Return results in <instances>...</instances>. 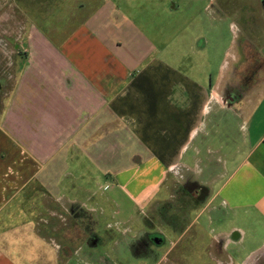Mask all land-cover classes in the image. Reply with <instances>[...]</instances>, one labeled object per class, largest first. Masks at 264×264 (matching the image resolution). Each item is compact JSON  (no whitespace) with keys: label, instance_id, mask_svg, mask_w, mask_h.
I'll return each mask as SVG.
<instances>
[{"label":"crops","instance_id":"crops-1","mask_svg":"<svg viewBox=\"0 0 264 264\" xmlns=\"http://www.w3.org/2000/svg\"><path fill=\"white\" fill-rule=\"evenodd\" d=\"M0 1L24 25L13 47L21 59L0 106V153L7 160L0 213L8 208L0 217V264L92 259L88 248L103 243L92 212H106L104 203H91L89 181L99 177L113 181L106 200L115 220L105 225L124 233L133 211H172L170 202L154 203L165 180L171 199L184 195L175 183H198L195 197L204 196L217 221L219 213L264 223V108L235 111L243 119L238 137L229 124L221 129V109L232 106L234 90H222L220 77L206 78L213 52L190 44L183 28L174 32L170 0H50L44 7L42 0ZM260 75L264 83V69ZM235 100L247 101L242 94ZM142 164L157 181L139 200L141 190L131 197L124 189ZM246 164L251 169L242 171ZM165 216L170 223L173 216ZM235 230L244 236L243 228Z\"/></svg>","mask_w":264,"mask_h":264},{"label":"rangeland","instance_id":"rangeland-1","mask_svg":"<svg viewBox=\"0 0 264 264\" xmlns=\"http://www.w3.org/2000/svg\"><path fill=\"white\" fill-rule=\"evenodd\" d=\"M48 1L50 0H42L44 2L42 6L47 5ZM168 2L169 5L174 6L172 9L175 15L174 32L183 28L184 34L189 35L187 41L190 40V44L193 43L192 45L196 47L202 43L207 50L213 52L212 64L208 68L206 78L211 77L213 83L220 77L222 90L224 88L234 90L232 98L229 99L232 106L221 109L223 123L221 129L224 130V124H229L235 129L237 137L240 136L237 128L243 119L240 116L236 117L235 111H243L241 108L246 111H261L264 108V83L261 82L260 75L264 69V60H262L264 59V8L257 6V0H205L204 3H196L194 0H170ZM14 11L13 8L8 7L6 1H0V17L2 15L4 18L7 14L6 18H8H0V106L12 87L21 59L20 50L13 47L19 43L20 32L24 25L19 14ZM218 11H221L222 18L218 17ZM241 11L248 12V15L250 13V18L236 19L235 13ZM197 13L198 16L194 17ZM244 44L248 45V50L245 52ZM238 94L244 95L246 103L243 101L240 105L235 100ZM212 106L210 104L209 110ZM261 124L264 125V119ZM6 161L3 153H0V173L3 172ZM145 166L146 164H142L140 168L137 167L135 179L131 180L133 185L128 188L123 186L129 195L133 194L130 195L131 197L141 190L139 200L149 198L152 194L149 191L155 189L154 182L157 181L147 177L149 170H144ZM247 168L251 169V165L246 164L242 171ZM160 170L161 167L152 171L151 176L157 175ZM129 175L131 172L125 177ZM160 180L161 178L157 183ZM80 182L79 180V184ZM119 182L124 184L125 180L119 179ZM182 182L184 183H175V186L180 190L183 187L184 195H175L172 199L169 196L167 180L161 187L158 186L159 201L154 203L164 206L170 202L173 204L172 211L165 212V207L161 212L158 211V207H152L144 214L133 211L124 233L122 226L112 225L107 228L105 225L112 224L115 220L112 212L113 202L106 200L107 190L113 181L104 177L90 180L89 183L96 192L91 202L93 207L104 203L106 208L102 216L98 211L92 212L93 219L97 221L94 232L102 238L103 243L93 249L88 248V251L94 255L92 259H75L72 264H101V262L104 264H222L224 257H230L229 260L238 264L240 257L244 255L239 249L241 245L230 244L222 255L216 253L217 246H214V242L218 243L219 238L225 236L223 232L230 235L235 229L243 228L245 234L242 246L245 251L255 248L264 241V223L244 221L241 217L229 220L222 218L219 213L217 214L220 220L217 221L218 216H210L209 210H206L208 201H203L204 196L195 197L198 189L192 186H197L198 183L188 180ZM249 182L248 179V184ZM242 197L243 193L238 196L239 199ZM211 205L212 208L215 207L214 203ZM7 209L6 205L0 217L6 214ZM166 213L173 216L170 223L166 222ZM209 216L214 221H210ZM78 232L80 234V229ZM86 250V247L83 248V252ZM98 253L107 254L108 260L98 259Z\"/></svg>","mask_w":264,"mask_h":264},{"label":"flooded vegetation","instance_id":"flooded-vegetation-1","mask_svg":"<svg viewBox=\"0 0 264 264\" xmlns=\"http://www.w3.org/2000/svg\"><path fill=\"white\" fill-rule=\"evenodd\" d=\"M243 240L244 237L237 235L235 232H232L230 235L226 234L225 236H221L218 243L214 242V246H217L216 253L222 255L225 248L227 249L230 244H236L237 246L241 245L239 249L243 251L242 253H244V255L240 257L238 264H264V242H261L255 248L245 251V248L242 246ZM224 258L225 260L222 264H234L233 261L229 260L230 257Z\"/></svg>","mask_w":264,"mask_h":264},{"label":"clouds","instance_id":"clouds-1","mask_svg":"<svg viewBox=\"0 0 264 264\" xmlns=\"http://www.w3.org/2000/svg\"><path fill=\"white\" fill-rule=\"evenodd\" d=\"M206 111H207V109H206Z\"/></svg>","mask_w":264,"mask_h":264}]
</instances>
